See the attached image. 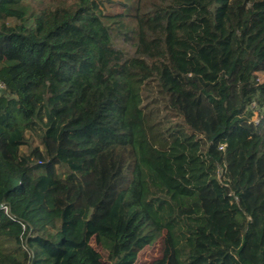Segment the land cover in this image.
I'll use <instances>...</instances> for the list:
<instances>
[{
	"label": "trees",
	"instance_id": "obj_1",
	"mask_svg": "<svg viewBox=\"0 0 264 264\" xmlns=\"http://www.w3.org/2000/svg\"><path fill=\"white\" fill-rule=\"evenodd\" d=\"M101 4L0 0V264H264V0Z\"/></svg>",
	"mask_w": 264,
	"mask_h": 264
},
{
	"label": "rangeland",
	"instance_id": "obj_2",
	"mask_svg": "<svg viewBox=\"0 0 264 264\" xmlns=\"http://www.w3.org/2000/svg\"><path fill=\"white\" fill-rule=\"evenodd\" d=\"M124 0H102L101 9L106 15H116L121 14L124 9L122 4ZM131 23L129 22V25ZM117 46L121 47L127 54L133 52V43L132 41H116ZM264 74L258 75V80H263ZM258 118V113L255 112L256 121ZM37 142H33L32 145H36ZM22 153H25V148L21 149ZM58 175L63 174V169L57 170ZM108 180V169L105 161L99 163L96 169L95 175L90 180H85V192L88 200L92 203L97 200L102 190L104 189L106 182ZM162 251V240L157 241L154 245L144 250L138 258L137 264H150L154 259L159 258Z\"/></svg>",
	"mask_w": 264,
	"mask_h": 264
},
{
	"label": "built area",
	"instance_id": "obj_3",
	"mask_svg": "<svg viewBox=\"0 0 264 264\" xmlns=\"http://www.w3.org/2000/svg\"><path fill=\"white\" fill-rule=\"evenodd\" d=\"M4 90V86L2 84H0V91ZM4 210H6L5 207H2Z\"/></svg>",
	"mask_w": 264,
	"mask_h": 264
}]
</instances>
